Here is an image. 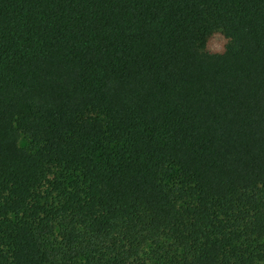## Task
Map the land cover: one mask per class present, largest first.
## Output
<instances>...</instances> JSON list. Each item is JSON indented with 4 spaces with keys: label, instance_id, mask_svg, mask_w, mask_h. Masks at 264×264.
I'll return each instance as SVG.
<instances>
[{
    "label": "trees",
    "instance_id": "16d2710c",
    "mask_svg": "<svg viewBox=\"0 0 264 264\" xmlns=\"http://www.w3.org/2000/svg\"><path fill=\"white\" fill-rule=\"evenodd\" d=\"M0 264H264V0H0Z\"/></svg>",
    "mask_w": 264,
    "mask_h": 264
},
{
    "label": "rangeland",
    "instance_id": "374dc122",
    "mask_svg": "<svg viewBox=\"0 0 264 264\" xmlns=\"http://www.w3.org/2000/svg\"><path fill=\"white\" fill-rule=\"evenodd\" d=\"M227 43L228 40L221 33H216L209 42L208 50L215 54H221L224 52Z\"/></svg>",
    "mask_w": 264,
    "mask_h": 264
}]
</instances>
